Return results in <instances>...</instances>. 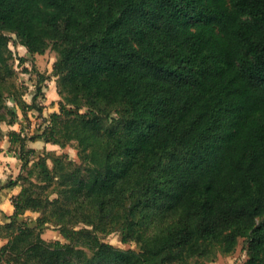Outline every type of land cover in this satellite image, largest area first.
Instances as JSON below:
<instances>
[{
  "label": "trees",
  "instance_id": "obj_1",
  "mask_svg": "<svg viewBox=\"0 0 264 264\" xmlns=\"http://www.w3.org/2000/svg\"><path fill=\"white\" fill-rule=\"evenodd\" d=\"M10 42L56 53L41 135L78 160L10 134L22 171L0 190H21L0 264H206L241 238L238 264H264V0H0V137L8 100L45 97L38 73L24 100Z\"/></svg>",
  "mask_w": 264,
  "mask_h": 264
},
{
  "label": "crops",
  "instance_id": "obj_2",
  "mask_svg": "<svg viewBox=\"0 0 264 264\" xmlns=\"http://www.w3.org/2000/svg\"><path fill=\"white\" fill-rule=\"evenodd\" d=\"M27 51V50H26ZM31 55V54H29ZM35 57L39 54L34 55ZM27 67L28 64L26 65ZM40 74L41 66H38ZM39 77V76H38ZM38 84V83H37ZM37 84H29L28 91L23 98L27 103H32V96L36 91ZM44 92V98L39 99L40 105L43 107L41 112L34 109L23 111L15 102H10L9 105L13 107L17 113V119L13 123L4 122L1 125L2 136L0 137V185H5L10 180H15L22 169V160L15 149H12L10 134L12 132L20 133L25 138L26 148H33L35 154L34 159L43 155L45 151H52L56 153L65 152L59 145L46 142L42 134L44 128L49 124V115L53 112L59 111L60 96L57 92L56 77H46L40 82ZM47 85V86H46ZM45 89L47 92L45 93ZM21 190L20 185L12 187H5L0 190V222L5 221L4 215H11L14 212V205L12 197L17 195Z\"/></svg>",
  "mask_w": 264,
  "mask_h": 264
},
{
  "label": "rangeland",
  "instance_id": "obj_3",
  "mask_svg": "<svg viewBox=\"0 0 264 264\" xmlns=\"http://www.w3.org/2000/svg\"><path fill=\"white\" fill-rule=\"evenodd\" d=\"M13 36V35H12ZM14 37V36H13ZM15 38V37H14ZM10 48L12 49V51L14 52V54L16 56H24L26 58H28V66L27 67L29 70H31V68L33 69V71L31 73L25 72L24 68L27 65H20L18 63V61H15V67L16 70L18 72L17 74V78L16 83L18 86H20L23 90L28 91V86L25 85L26 82H28L29 84L34 85L38 83V73H39V69L38 66H41V72H43V75L45 77L51 78L52 76V71H53V64L54 61L56 59V53L52 50H47L45 54H42L37 57H35L34 55H29V53L26 51V48L20 44H17L15 42H10ZM47 86V85H46ZM47 92V90L45 89V93ZM10 102H13L12 100H8V104ZM10 106V105H9ZM75 144H72L70 146H67L65 148V152H67L69 154V156L74 159V160H78L77 157V151L74 148ZM22 171V169H21ZM21 173V172H20ZM39 214L36 212H31L28 211L26 212V214L22 217L24 220L28 221L29 223L34 224L36 221V218ZM262 218H259L258 220H261ZM44 239H46L47 241H54V240H61V241H65L61 235L59 234L58 229L53 226V225H47V227L44 229L43 235ZM103 240L106 242H109L111 244H114L115 246L121 247V248H133L136 249L137 245L135 242H128V243H122L120 240V233L119 232H113L111 234L108 235H102ZM243 241L244 239L241 238L239 240V244L236 247V249L230 253V254H220L218 255V257L216 258L215 261L213 262H208L206 264H238V263H242L246 260L247 255L246 252L243 249ZM4 243L3 240L0 239V246Z\"/></svg>",
  "mask_w": 264,
  "mask_h": 264
}]
</instances>
